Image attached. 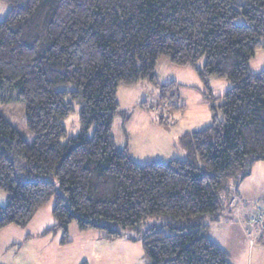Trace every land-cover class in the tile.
Wrapping results in <instances>:
<instances>
[{
	"label": "trees",
	"instance_id": "trees-1",
	"mask_svg": "<svg viewBox=\"0 0 264 264\" xmlns=\"http://www.w3.org/2000/svg\"><path fill=\"white\" fill-rule=\"evenodd\" d=\"M4 1L0 101L26 102L35 140L0 113V230L28 227L55 199L42 235L61 231V244L76 222L105 239L140 240L150 264H231L206 230L232 186L264 161V70L251 69L264 48V0ZM162 57L193 66L209 90L211 76L232 86L212 96L211 123L182 136L186 158L139 163L113 134L118 90L148 79L170 110L183 109L181 84L158 79ZM75 105L82 131L64 141Z\"/></svg>",
	"mask_w": 264,
	"mask_h": 264
},
{
	"label": "rangeland",
	"instance_id": "rangeland-1",
	"mask_svg": "<svg viewBox=\"0 0 264 264\" xmlns=\"http://www.w3.org/2000/svg\"><path fill=\"white\" fill-rule=\"evenodd\" d=\"M9 9V4L0 0V19L5 18ZM204 62L205 58H202L198 66L203 67ZM251 69L255 72L264 70V50L259 51L251 61ZM157 74L160 83L175 80L181 84L178 96L179 103L184 105L183 109L170 110L162 102L159 87L148 79H141L133 85H122L118 90L122 112L114 118L113 134L120 148L129 145L131 156L139 163L186 158L187 149L182 143V136L211 123L210 105L218 103L212 96L223 95L232 86L226 79L211 76L209 90L193 66L175 65L167 57L160 59ZM71 87L73 85H63L60 89ZM26 110V102L15 96L8 102L0 101V113L19 130L29 144H33L35 135L27 126ZM217 113L221 115L219 108ZM161 116L166 117L162 125L167 129L158 124ZM65 125L67 136L64 141L69 136L81 133L78 105L65 119ZM92 133L93 128L89 131L90 135ZM233 199L234 203L231 202ZM6 202L7 194L0 189V204L5 205ZM54 205L55 199L42 208L37 222H33L30 230L37 237L32 243L24 244L23 237L26 235L12 237L8 230L6 236L0 234V264H81L84 261L88 264H150L140 240L120 237V240L97 242V235L105 234L102 229L82 231L73 222L69 229L71 241L67 244L60 243L61 231L57 235L44 236L37 233L43 226L49 228L55 222L52 214ZM257 210L261 214L252 218ZM163 222L165 219L160 217L149 219V225ZM208 223L206 235L228 253L231 264H264V161L255 169L251 178L240 182L237 187L232 186L224 198L219 219L208 220ZM125 232L124 236H138L135 230ZM11 237L16 241L8 246Z\"/></svg>",
	"mask_w": 264,
	"mask_h": 264
},
{
	"label": "crops",
	"instance_id": "crops-1",
	"mask_svg": "<svg viewBox=\"0 0 264 264\" xmlns=\"http://www.w3.org/2000/svg\"><path fill=\"white\" fill-rule=\"evenodd\" d=\"M262 50H264V48H262V49H260L259 51H262ZM258 51V52H259ZM257 52V53H258ZM256 56H257V54H256ZM255 56V57H256ZM254 57V58H255ZM158 124L161 126V128H163V129H167L166 128V126H164V125H161L159 122H158ZM128 147H129V145H128ZM129 151H130V147H129ZM130 154H131V151H130ZM174 159V158H173ZM184 159V158H183ZM261 162H263V161H258V162H256L255 164H254V166H253V169H252V173H251V175L249 176V177H247V178H251L252 177V175L254 174V171H255V169L258 167V166H260V164H261ZM246 178V179H247ZM245 179V180H246ZM244 180V181H245ZM247 194V193H246ZM245 199V198H244ZM247 199V198H246ZM232 203H234L235 202V199H233L232 201H231ZM42 210V209H41ZM41 210L37 213V215L35 216V218L32 220V222L28 225V227H26V228H20L19 226H17V227H12V225L11 226H8V227H5V228H3L2 230H0V234H4L5 236H6V232H7V230L9 231V232H11V235H12V237H19L20 235H26L25 237H23V239H24V244H30V243H32V240H35V238L37 237L36 235H34V234H36V233H33L30 229L32 228V226H33V222H37V220H38V218H39V216H40V212H41ZM239 210L240 211H242V208H239ZM54 224V223H53ZM53 224H51V225H53ZM13 226H15V225H13ZM8 228H10V229H8ZM48 228V226H43V228H41V230H40V232H37V233H43L46 229ZM21 230V231H20ZM22 230H23V233H22ZM39 236H41V235H39ZM11 237V239L9 240V242H8V246L10 245V244H12L13 242L12 241H16V240H14V238H12ZM122 238V237H121ZM120 238V239H121ZM96 239V241L97 242H101V241H113V240H110V239H105L102 235H101V233H99L98 235H97V238H95ZM119 239V238H118ZM119 239V240H120ZM123 239H128V238H126V237H124ZM130 240V239H129ZM12 242V243H11ZM35 255V254H34Z\"/></svg>",
	"mask_w": 264,
	"mask_h": 264
},
{
	"label": "built area",
	"instance_id": "built-area-1",
	"mask_svg": "<svg viewBox=\"0 0 264 264\" xmlns=\"http://www.w3.org/2000/svg\"><path fill=\"white\" fill-rule=\"evenodd\" d=\"M260 214H261V212L257 210V211L255 212V214H253L251 217H252V218H256L257 215H260Z\"/></svg>",
	"mask_w": 264,
	"mask_h": 264
}]
</instances>
